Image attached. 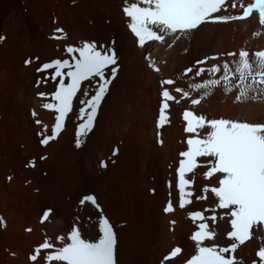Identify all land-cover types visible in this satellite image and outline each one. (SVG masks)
Listing matches in <instances>:
<instances>
[{"label":"bare ground","instance_id":"1","mask_svg":"<svg viewBox=\"0 0 264 264\" xmlns=\"http://www.w3.org/2000/svg\"><path fill=\"white\" fill-rule=\"evenodd\" d=\"M123 6L125 0H0V37L5 38L0 42V218L4 222L0 225V264H33L29 257L36 247L46 239L60 246L57 237H67L77 224L85 238H98L99 213L90 205L80 206L81 198L89 194L97 197L117 234L118 264H186L195 254L191 236L200 221L193 222L189 212L211 209L217 200L209 193L206 200L179 207L177 168L189 136L183 112L193 106L187 100L179 105L171 103L170 124L158 129L160 82L172 79L176 84L168 86L170 90L182 87L197 97L199 93L188 85L219 78L222 72L193 78L192 73L183 76L184 70L225 61L235 70L236 58L226 54H238L241 49L250 53L264 50V26L253 14L243 21L205 25L189 38L175 42L169 38L171 47L148 44L137 48L126 29ZM239 12L237 8L221 15ZM56 29H63L65 38L51 39L61 35ZM85 41L98 46L115 41L117 78L102 103L93 131L80 148L75 146L79 121L74 115L56 141L40 145L42 125L35 122L39 119L50 129L55 113L42 107L50 101L38 93L51 94L57 84L48 79L37 87V80L46 73H37L36 68L53 59L69 58L64 53L66 47H79ZM144 53L159 62L156 66L160 72L147 68ZM210 55L218 59H208ZM33 57L38 58L36 62ZM25 59L32 63L23 66ZM201 60L207 63L197 65ZM174 94L179 98L180 94ZM236 94V89L226 94L217 87L195 110L207 119L264 123V99L237 103ZM31 111L37 116H31ZM33 160L35 167L28 168ZM101 161L108 167L101 169ZM206 170L200 168L195 174L191 190L196 195L203 194L205 185L218 186L215 179L204 178ZM170 200L175 211L166 213ZM49 208L53 210L50 219L41 223L43 211ZM221 213L217 211L218 216ZM218 225L215 242L228 246V219L218 221ZM259 235L264 236V232ZM262 243L264 240L254 237L237 250L238 257L244 264L253 260L259 264L255 253ZM175 247L182 249L181 254L172 261L164 260ZM47 251L42 250V254ZM44 262L38 259L36 264Z\"/></svg>","mask_w":264,"mask_h":264},{"label":"snow or ice","instance_id":"2","mask_svg":"<svg viewBox=\"0 0 264 264\" xmlns=\"http://www.w3.org/2000/svg\"><path fill=\"white\" fill-rule=\"evenodd\" d=\"M229 6L242 11L239 15L219 14L222 11L227 12ZM122 11L129 18L128 27L141 48L149 42L168 44L171 47L169 38L175 42L181 38L191 37L205 25L242 21L253 14H258V23L264 26V0H251L247 4L243 0H135V2L125 0ZM55 31L61 35H54L53 39L65 38L63 29ZM255 34L259 35L258 32ZM3 39L5 38L0 37V41ZM114 44L115 41H112L111 45L98 46L94 41H85L79 47L67 46L66 53L69 58L44 63L37 69V72L46 73L43 79L37 80V87L41 83H46L48 79L57 84L51 94L38 93V96L50 101L44 103L42 107L55 113V123L50 129L39 119L36 120L38 125H42V130L38 133L42 137L40 141L42 145L47 146L50 142L56 141L72 115L79 121L75 133L77 148L82 146L93 131L102 103L119 71V56ZM226 55L236 58L235 70L227 61L222 65L213 64L208 68L189 67L184 70L183 76L187 77L192 73L193 78L203 77L205 73L215 76L222 72L219 78L190 83L188 88L199 93L197 97H193L190 91L182 87L169 90L167 86L176 84L172 79L161 81L158 129L170 124L171 103L179 105L182 100H187L193 106L183 112L185 132L189 136L186 141L187 150L180 153L182 158L177 168L179 207L184 209L194 200H206L209 193L217 200L211 209L189 212L193 222H200L197 224L198 230L191 236L195 244V254L186 260V264H244L238 257L237 250L254 237L264 240V236L259 235L264 232V123L225 118L207 119L205 115L197 114L195 110V107L201 106L202 101L212 95L217 87H222L226 94L236 89L237 103L264 99V50L250 53L246 49H241L238 54L230 52ZM30 63L31 59L25 60L26 65ZM206 63L207 60L196 62L197 65ZM149 66L156 72L161 71L156 67L155 61H151ZM174 93L180 94L179 98ZM32 115L35 117L37 113L33 111ZM116 154L114 151L113 155ZM28 166L35 167V161L29 162ZM99 166L107 168L108 164L101 161ZM200 168H206L204 178L215 179L218 186L205 185L202 188L203 194L196 195L191 186ZM85 205L92 206L99 213L98 238H85L81 227L78 224L74 225L67 237H57L60 246L46 239L36 247L29 257L33 264H36L38 259H43L46 264H118L117 234L112 223L103 214V209L94 194L81 198V208ZM218 210H222L219 216ZM164 211L166 213L175 211L171 200ZM52 213L51 208L45 209L41 223L49 220ZM225 218L230 224L226 237L231 243L228 246H220L215 242L218 236V221ZM3 223V219L0 218V225ZM171 223L175 224V221ZM42 250L50 251L43 255ZM181 252L180 247H175L164 260L172 261ZM255 255L259 258V264H264V243ZM252 264H257V261L253 260Z\"/></svg>","mask_w":264,"mask_h":264},{"label":"rangeland","instance_id":"3","mask_svg":"<svg viewBox=\"0 0 264 264\" xmlns=\"http://www.w3.org/2000/svg\"><path fill=\"white\" fill-rule=\"evenodd\" d=\"M54 4L57 5V1H56V3H54ZM69 4L72 6V5H74V2L71 1ZM21 7H23V4L21 5ZM25 10H27V9H26V8H25V9L23 8L22 12L26 14L27 11L24 12ZM105 21H106V20H105ZM105 23H106V22H105ZM106 24H107V23H106ZM108 25H109V24H108ZM0 42H2V41H0ZM210 56H213V55H210ZM22 64H23V63H22ZM23 66H24V65H23ZM33 161H34V160H33ZM28 165H29V164H28ZM26 167H27V166H26ZM28 168H33V167H29V166H28ZM101 169H103V168H101ZM79 181H80V180H79ZM79 181H75V184L77 185V184L79 183ZM78 185H79V184H78Z\"/></svg>","mask_w":264,"mask_h":264}]
</instances>
